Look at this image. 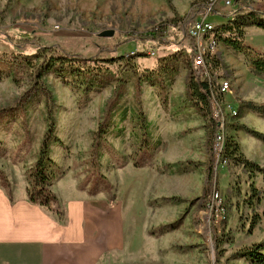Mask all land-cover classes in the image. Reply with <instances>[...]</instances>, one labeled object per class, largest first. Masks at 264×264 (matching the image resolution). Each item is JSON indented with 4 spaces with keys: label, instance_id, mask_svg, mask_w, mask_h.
Returning <instances> with one entry per match:
<instances>
[{
    "label": "rangeland",
    "instance_id": "1",
    "mask_svg": "<svg viewBox=\"0 0 264 264\" xmlns=\"http://www.w3.org/2000/svg\"><path fill=\"white\" fill-rule=\"evenodd\" d=\"M251 1L253 10L264 11V0ZM210 4L0 0V190L29 188V172L49 124L51 94V188H63L61 179L77 184L80 191L96 193L109 208L116 207L124 219L126 247L106 255L102 264H254L237 252L261 244L264 253V173L221 159L209 177L208 149L204 168L205 155L195 143L159 150V122L147 117L150 107L170 110L168 133L172 136L176 129L178 139L187 138L181 110L190 103L179 89L183 76L186 82L191 74L187 62L193 45L186 33ZM238 7L244 4L228 7L217 0L207 21L217 28ZM161 26L169 43L165 47L148 36ZM105 31L115 35L101 37ZM212 35L195 43L220 63L216 84L230 83L231 93L224 99L238 116H228L225 136L239 146V155L264 169V142L233 127L244 125L264 135V115L240 104H264V75L223 43L210 48ZM143 38L153 49L141 57ZM244 41L249 47L264 46V31L249 27ZM53 56L87 60L101 74L50 71L41 78L44 90L36 84L37 67ZM196 58L200 65L201 57Z\"/></svg>",
    "mask_w": 264,
    "mask_h": 264
},
{
    "label": "crops",
    "instance_id": "2",
    "mask_svg": "<svg viewBox=\"0 0 264 264\" xmlns=\"http://www.w3.org/2000/svg\"><path fill=\"white\" fill-rule=\"evenodd\" d=\"M248 29H245L244 37ZM251 48L264 54L263 45ZM185 76L183 83H179L184 95ZM184 108L181 110L183 124L189 134L183 140L177 138L176 129L172 136L167 131L166 115L172 114L170 110L150 107L147 117L149 121L155 118L159 122V150L176 151L177 147L185 149L195 143L205 155L204 168L205 163L207 165L204 120L191 104ZM62 180L63 188L52 187L61 216L31 203L27 190H0V264H102L106 255L125 249L122 213L116 207L109 208L95 197L96 193L80 191L77 184H65Z\"/></svg>",
    "mask_w": 264,
    "mask_h": 264
},
{
    "label": "trees",
    "instance_id": "3",
    "mask_svg": "<svg viewBox=\"0 0 264 264\" xmlns=\"http://www.w3.org/2000/svg\"><path fill=\"white\" fill-rule=\"evenodd\" d=\"M244 4V7L237 8L230 17L229 21L215 28V39L218 42L223 43L227 47H230L234 52L243 54L250 62L254 71L258 74L264 75V54L257 53L251 47L247 46L244 41L245 29L247 27L256 26L264 29V11L253 10L251 0H234V5L240 3ZM229 18V17H226ZM164 26L154 28L149 34V39L156 42L160 46H168L169 43L164 42L165 39ZM186 35H189L187 32ZM178 37V36H177ZM148 39V38H147ZM192 41V50L188 51L190 60L187 62V66L191 74L187 76L185 82V94L187 101L199 112L201 117L206 121V133H207V149L210 153L207 174L212 177L216 168V160L214 155V139L217 130V122L213 119V106L211 103L212 90L218 88L215 81V73L220 67V63L215 57L211 55L206 56V64L208 71L201 76L198 75V69L192 71V67L196 65V57L199 55L200 50L198 44L195 43V39L190 37ZM149 40L141 39L140 48L137 56H146L153 47L146 44ZM153 42V43H154ZM158 42V43H157ZM157 45V46H158ZM33 67V65H31ZM101 69V68H99ZM95 66L92 67L87 60H75L71 57H58L53 56L49 59L43 60L37 67L38 73L36 75L37 86H42L44 90L46 87L41 84V78L44 73L50 71H58L62 73L71 74H83L86 76H98L101 74ZM191 69V70H190ZM210 74V75H208ZM118 93V91H117ZM113 98L112 104L116 102ZM240 104L246 105L247 108L254 112H258L264 115V104H257L254 102H246ZM48 109V128L40 145L39 156L34 167L29 172L30 186L27 189V195L31 203L48 208L58 216L62 215L60 207L58 205V199L52 191L53 176L49 172L52 165V159L49 156L50 144L53 140L55 133V117L52 112V96L48 93L47 100ZM235 128H243L248 133L254 135L262 142H264V135L257 133L244 125L240 126L236 124ZM214 137V139H213ZM240 148L232 139H227L225 151L223 153V159L228 161H234L237 165H243L244 168L249 170H259L264 173V169L260 168L257 164L248 161L242 155H239ZM10 192V191H9ZM95 194V193H92ZM263 245L255 244L250 248L243 249L237 252L238 257H244L252 261L254 264H264V253H262ZM219 255H222L220 253Z\"/></svg>",
    "mask_w": 264,
    "mask_h": 264
},
{
    "label": "built area",
    "instance_id": "4",
    "mask_svg": "<svg viewBox=\"0 0 264 264\" xmlns=\"http://www.w3.org/2000/svg\"><path fill=\"white\" fill-rule=\"evenodd\" d=\"M210 2L211 4L208 7H205L204 10H202L199 13V15H201L202 18L192 22L191 28L189 30V35L194 39H199L203 37V35L213 34L212 35L213 39L210 44V48H214L217 45V41L215 39V27L211 22L207 21L208 19L207 16L214 12V4L217 2V0H210ZM233 2L234 0H225V4H227L228 7H231L233 5ZM208 54L210 55V53L202 54L200 51L199 55L197 56L198 59L199 57H201L200 65H199V60H197L196 58L197 61L195 67L196 69H198V73L200 76L206 71H208V66L205 60ZM132 55H127L125 56V58L129 59L131 58ZM217 86L218 88L212 90V94H211V103L213 106V119L217 122V130L214 139V155L216 160V166L218 163H220V160L223 159V153L225 151V146L227 141V138L225 136V129L228 123V116L230 118L238 116V111L234 110L232 108L231 103L227 102L224 99L226 96H228L231 93L230 83L227 80H223L220 83H218ZM228 110H230V113L228 112ZM226 161L227 160H224L223 162ZM213 198L214 199L219 198L217 192L213 193Z\"/></svg>",
    "mask_w": 264,
    "mask_h": 264
},
{
    "label": "water",
    "instance_id": "5",
    "mask_svg": "<svg viewBox=\"0 0 264 264\" xmlns=\"http://www.w3.org/2000/svg\"><path fill=\"white\" fill-rule=\"evenodd\" d=\"M115 35V31H105L100 34L101 37H113Z\"/></svg>",
    "mask_w": 264,
    "mask_h": 264
}]
</instances>
